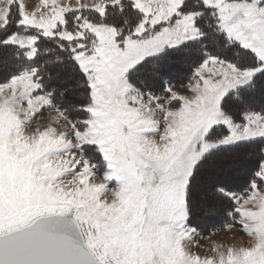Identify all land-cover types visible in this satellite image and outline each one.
Instances as JSON below:
<instances>
[{
	"label": "snow or ice",
	"instance_id": "obj_1",
	"mask_svg": "<svg viewBox=\"0 0 264 264\" xmlns=\"http://www.w3.org/2000/svg\"><path fill=\"white\" fill-rule=\"evenodd\" d=\"M258 95L264 0H0V264H264Z\"/></svg>",
	"mask_w": 264,
	"mask_h": 264
},
{
	"label": "rangeland",
	"instance_id": "obj_2",
	"mask_svg": "<svg viewBox=\"0 0 264 264\" xmlns=\"http://www.w3.org/2000/svg\"><path fill=\"white\" fill-rule=\"evenodd\" d=\"M30 1V0H27V2ZM38 4V2H37ZM39 6V5H38ZM174 65H170V69L173 71V72H176V73H184V71L187 69L186 65L183 64V63H173ZM177 65L179 66H183L185 70H180V69H177ZM181 93H185V89H178ZM186 94H189L191 95L190 93H186ZM264 101V97H260L259 95L257 96L256 100H255V104H261L262 102ZM52 115H55V113H53ZM50 116H48L47 113L44 114V118L37 121L38 124L40 125H46L49 120H50ZM36 125H33V127H35ZM247 158L246 159H242L238 156H236L235 154V158L236 160L238 161L239 163V166L241 168H247L249 167L251 164V159L253 156H255V153L252 151L249 152L248 155H246ZM256 158V156H255ZM223 180H225L226 182H229V183H238L239 182V176H236V175H226L224 177H222ZM111 186V185H110ZM208 195H210V192L207 190V189H202L200 192H199V196L201 198V201H203ZM204 216V215H202ZM220 218H223L222 215H221V212L218 213L216 216L214 217H211L207 219L206 222H204V225H212V226H215L218 219ZM209 220V221H208ZM222 229V228H221ZM221 229H216L212 232H209V233H205L203 234L205 237H209L207 239H201L199 240V245L200 247H193L192 248V251L194 253H198L199 255H201L202 257L203 256H206V255H214V253H212L210 251L212 245H213V242H215L216 244H223L225 245V247L227 246H230V245H234L236 247H249L251 246V239L241 231V228L239 225H237L236 227H234L231 231H227V230H221ZM214 233V234H213Z\"/></svg>",
	"mask_w": 264,
	"mask_h": 264
},
{
	"label": "trees",
	"instance_id": "obj_3",
	"mask_svg": "<svg viewBox=\"0 0 264 264\" xmlns=\"http://www.w3.org/2000/svg\"><path fill=\"white\" fill-rule=\"evenodd\" d=\"M170 65H174V64L172 63ZM177 66H178L177 69H180V70H185L186 69V68L183 69L184 68L183 66L182 67L179 66V65H177ZM185 72H187V69L184 71V73ZM255 105H256L257 109H259L260 106L264 105V101L261 104H255ZM259 147H260V144H255V145H253V146H251L249 148L240 149L236 153V156H238L239 159L242 158L244 160V159L247 158L246 155H248L250 151L251 152L253 151L255 153L256 158H255V156H253L250 159L252 161L251 164H254L255 161L259 159V152H258ZM227 210H228L227 205H224L223 209L221 211V215H222L223 218L218 219L217 222H215L216 223L215 226H212L211 224L207 225V226L204 225V222L207 221L208 217L207 216H202L201 214L197 215V217L195 218L194 223H196L199 226L202 234L212 232V231H214L216 229H221L224 224L230 222L229 218L226 215Z\"/></svg>",
	"mask_w": 264,
	"mask_h": 264
},
{
	"label": "crops",
	"instance_id": "obj_4",
	"mask_svg": "<svg viewBox=\"0 0 264 264\" xmlns=\"http://www.w3.org/2000/svg\"><path fill=\"white\" fill-rule=\"evenodd\" d=\"M24 2L28 6L29 10H33L35 7H37L40 4V0H30L28 2H27V0H24ZM37 2H38V4H37Z\"/></svg>",
	"mask_w": 264,
	"mask_h": 264
},
{
	"label": "bare ground",
	"instance_id": "obj_5",
	"mask_svg": "<svg viewBox=\"0 0 264 264\" xmlns=\"http://www.w3.org/2000/svg\"><path fill=\"white\" fill-rule=\"evenodd\" d=\"M183 71V70H182Z\"/></svg>",
	"mask_w": 264,
	"mask_h": 264
}]
</instances>
